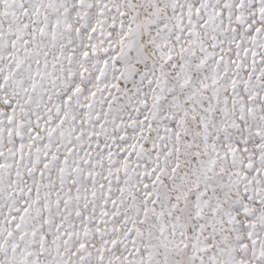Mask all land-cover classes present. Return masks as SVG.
I'll return each instance as SVG.
<instances>
[{"label":"snow or ice","instance_id":"obj_1","mask_svg":"<svg viewBox=\"0 0 264 264\" xmlns=\"http://www.w3.org/2000/svg\"><path fill=\"white\" fill-rule=\"evenodd\" d=\"M0 264H264V0H0Z\"/></svg>","mask_w":264,"mask_h":264}]
</instances>
